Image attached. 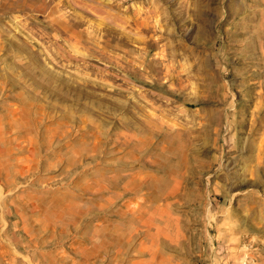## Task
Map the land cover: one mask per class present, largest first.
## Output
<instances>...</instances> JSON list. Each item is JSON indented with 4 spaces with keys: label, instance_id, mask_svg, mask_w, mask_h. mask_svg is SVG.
I'll return each instance as SVG.
<instances>
[{
    "label": "rangeland",
    "instance_id": "374dc122",
    "mask_svg": "<svg viewBox=\"0 0 264 264\" xmlns=\"http://www.w3.org/2000/svg\"><path fill=\"white\" fill-rule=\"evenodd\" d=\"M0 264H264V0H0Z\"/></svg>",
    "mask_w": 264,
    "mask_h": 264
}]
</instances>
